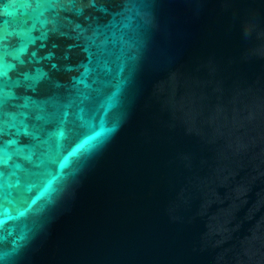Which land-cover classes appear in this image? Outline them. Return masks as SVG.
Masks as SVG:
<instances>
[{
  "label": "water",
  "instance_id": "water-1",
  "mask_svg": "<svg viewBox=\"0 0 264 264\" xmlns=\"http://www.w3.org/2000/svg\"><path fill=\"white\" fill-rule=\"evenodd\" d=\"M37 2L0 0L12 103H84L5 165L0 264H264V0Z\"/></svg>",
  "mask_w": 264,
  "mask_h": 264
},
{
  "label": "snow or ice",
  "instance_id": "snow-or-ice-1",
  "mask_svg": "<svg viewBox=\"0 0 264 264\" xmlns=\"http://www.w3.org/2000/svg\"><path fill=\"white\" fill-rule=\"evenodd\" d=\"M60 4L52 0H38L36 7L40 15H43L41 9H56ZM20 51L23 49L17 50L11 40L0 34V178L7 171L5 165H10L15 174L23 170L21 164L16 163L17 160L21 163H33L32 157L37 155L41 147L42 134L48 133L50 138L60 136L67 142L75 131L74 125L71 128L68 126L66 119L68 112L79 108L84 103L81 96H74L71 93L64 97H56L51 102L26 100L23 104L12 103L19 97L14 95L11 89L18 88L20 80H12L10 74H19L25 80L28 79V76L24 74V68L21 67L23 61L20 58ZM29 109L34 114L35 120V123L31 125L27 123L30 119V113L27 111ZM52 126L55 131L49 132ZM21 136L28 137L35 143L22 144L19 139ZM35 166L39 167V165ZM2 259L0 257V260Z\"/></svg>",
  "mask_w": 264,
  "mask_h": 264
}]
</instances>
